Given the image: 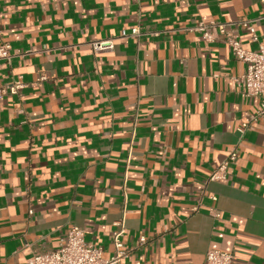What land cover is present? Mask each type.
Returning a JSON list of instances; mask_svg holds the SVG:
<instances>
[{
    "label": "crops",
    "instance_id": "1",
    "mask_svg": "<svg viewBox=\"0 0 264 264\" xmlns=\"http://www.w3.org/2000/svg\"><path fill=\"white\" fill-rule=\"evenodd\" d=\"M198 21L264 44V0H0L15 54L0 88L24 85L0 95V264L56 249L74 225L109 257L121 219L134 251L120 264H204L210 249L264 264V118L238 131L261 99L237 85L246 65L224 41L186 30ZM138 25L161 34L92 53Z\"/></svg>",
    "mask_w": 264,
    "mask_h": 264
},
{
    "label": "built area",
    "instance_id": "2",
    "mask_svg": "<svg viewBox=\"0 0 264 264\" xmlns=\"http://www.w3.org/2000/svg\"><path fill=\"white\" fill-rule=\"evenodd\" d=\"M239 23L251 33L253 40H257V33L252 21L241 20ZM232 26V23L219 21H198L194 26L188 27L186 30L199 33L206 43L224 41L230 47L234 57L245 63V71L240 77L236 78V83L247 96L260 97L261 100L259 110L255 114L246 115L242 119L238 131L243 135L246 130L251 128L254 122L264 118V44L260 45L257 51L245 49ZM160 34L158 31H143L138 25L133 27L130 32L122 31L118 37L92 40L89 42V46L94 55H99L114 50L117 40L130 37L140 39L142 36H158ZM14 55L9 43L0 42V62H10ZM17 55H22V52L18 51ZM45 79L44 75L40 76V80ZM22 87H24L22 82H13L1 87L0 95L5 93L17 94ZM237 159L238 148L235 147L229 152L227 159L220 163L212 172L210 180L226 179L230 165L234 164ZM194 210H197V208H194ZM30 213L32 214L33 211L30 210ZM214 215L218 216V213L214 212ZM114 225L115 228L112 231L114 252L109 257L104 256L102 246L88 242L85 238L84 230L74 225L67 230L56 249L46 252L36 251L28 259L27 264H120L132 255L134 248L126 246L124 242L123 238L126 233L124 221L121 219L115 222ZM140 242L145 243L146 237L142 236ZM204 264L236 263L232 253L210 249L206 253Z\"/></svg>",
    "mask_w": 264,
    "mask_h": 264
}]
</instances>
